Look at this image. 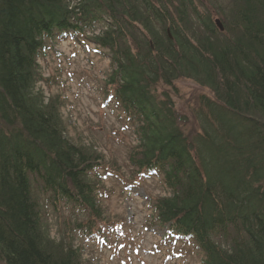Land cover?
Segmentation results:
<instances>
[{
    "label": "trees",
    "instance_id": "obj_1",
    "mask_svg": "<svg viewBox=\"0 0 264 264\" xmlns=\"http://www.w3.org/2000/svg\"><path fill=\"white\" fill-rule=\"evenodd\" d=\"M194 3L0 0L3 264H80L78 247L42 234L31 180L55 201L100 216L87 180L100 157L70 142L54 104L33 95L46 40L76 41L99 23L108 27L93 41L106 52L111 97L136 139L127 163L134 175L154 172L166 193L153 201L150 222L191 237L203 264H264V0H229L222 31ZM179 77L214 97L199 96L193 134L171 100L153 92Z\"/></svg>",
    "mask_w": 264,
    "mask_h": 264
},
{
    "label": "rangeland",
    "instance_id": "obj_2",
    "mask_svg": "<svg viewBox=\"0 0 264 264\" xmlns=\"http://www.w3.org/2000/svg\"><path fill=\"white\" fill-rule=\"evenodd\" d=\"M194 4L220 22L230 9L229 0H195ZM105 28L99 23L76 41L47 39L36 58L34 97L40 95L43 103L54 104L70 142L100 157L87 177L95 186L99 217L55 201L31 180L41 232L51 242L63 240L78 247L80 264H203V254L191 237L170 236L150 222L153 201L166 193L158 176L134 175L127 163L136 144L133 126L111 97L109 60L93 41ZM153 92L157 98L171 100L184 133L189 134L198 129L194 111L199 96L214 99L206 87L184 77L170 86L160 82Z\"/></svg>",
    "mask_w": 264,
    "mask_h": 264
},
{
    "label": "water",
    "instance_id": "obj_3",
    "mask_svg": "<svg viewBox=\"0 0 264 264\" xmlns=\"http://www.w3.org/2000/svg\"><path fill=\"white\" fill-rule=\"evenodd\" d=\"M214 23L218 27L219 31H222L223 30V26H222L221 22L218 19H215L214 20ZM167 33H168V30H167Z\"/></svg>",
    "mask_w": 264,
    "mask_h": 264
},
{
    "label": "bare ground",
    "instance_id": "obj_4",
    "mask_svg": "<svg viewBox=\"0 0 264 264\" xmlns=\"http://www.w3.org/2000/svg\"><path fill=\"white\" fill-rule=\"evenodd\" d=\"M108 24H109V23H108ZM105 26H106V28H105L104 30H106L107 27H108L107 25H105ZM119 27H120V22H119V23H116V22H115V24H114V28L117 29V28H119ZM47 193H49V192H47ZM49 194H51V193H49ZM60 202H63V201H60ZM37 211H38V209H37Z\"/></svg>",
    "mask_w": 264,
    "mask_h": 264
}]
</instances>
